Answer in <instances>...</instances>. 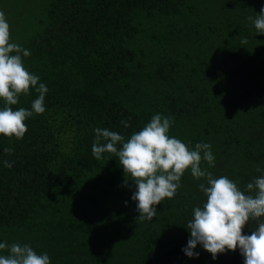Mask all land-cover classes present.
<instances>
[{"label":"trees","instance_id":"16d2710c","mask_svg":"<svg viewBox=\"0 0 264 264\" xmlns=\"http://www.w3.org/2000/svg\"><path fill=\"white\" fill-rule=\"evenodd\" d=\"M262 6L264 0H0L10 42L30 50L24 65L48 88L46 110L25 121L23 139L0 134V227L38 228L54 248V264L64 257L59 244L91 242L105 251L99 264H244L239 249L215 260L199 244L198 257L182 250L190 236L184 225L206 199L198 188L203 178L186 170L174 198L156 205L152 221H140L134 183L124 186L118 158L97 160L91 147L95 128L127 139L160 113L173 119L170 136L192 148L211 145L215 164L202 161V168L243 190L264 169V34L248 20ZM37 97L32 89L12 107L30 109ZM71 235L79 239L66 241Z\"/></svg>","mask_w":264,"mask_h":264},{"label":"clouds","instance_id":"9594fccd","mask_svg":"<svg viewBox=\"0 0 264 264\" xmlns=\"http://www.w3.org/2000/svg\"><path fill=\"white\" fill-rule=\"evenodd\" d=\"M248 20L256 33L264 34V6L255 18L249 16ZM10 40V25L5 13L0 11V99L4 102L0 107V134L21 140L28 130L25 121L45 112L48 88L24 65L30 50ZM247 42L246 38L241 39V44ZM32 89L38 97L31 102V108L14 110L12 106L18 104L20 96L30 95ZM172 122L171 117L156 113L127 139L107 128H95L92 155L97 160L104 153L118 158L124 186H128L129 180L134 183L131 199L136 202L139 213L136 219L140 221H152L157 216L156 205L165 198H174L182 176L190 169L194 179L205 181L198 188L206 199L202 206L193 207L191 219L184 225L190 232L187 246L182 249L184 253L190 258L198 257L194 249L199 244L215 260L218 254L239 249L244 264H264V169L258 167L256 171L261 174L253 177L243 190L227 176H214L207 167H201L202 161L208 167L215 164L211 145L198 142L192 148L170 136ZM121 124L129 127L126 120H121ZM4 152L11 155L14 149L8 147ZM3 164L11 168L14 161L5 160ZM250 224L256 225L251 234H243L245 226ZM0 250H6V254H0V264H51L47 252L38 254L26 243L3 242Z\"/></svg>","mask_w":264,"mask_h":264},{"label":"rangeland","instance_id":"374dc122","mask_svg":"<svg viewBox=\"0 0 264 264\" xmlns=\"http://www.w3.org/2000/svg\"><path fill=\"white\" fill-rule=\"evenodd\" d=\"M65 213L67 212L65 211ZM47 214L55 218V210L49 209L47 211ZM47 214L45 215L48 216ZM29 226L25 227L26 229L23 228L24 230L23 229L20 230V228L15 229V228L0 227V243L6 242L9 245L14 242H18V243L20 242V244L26 243V244H29L31 247H33V249L37 251L38 254L47 252L49 255V253L53 251L54 249V248H50L46 246V244H48L46 241L49 242V238L47 237L45 240L44 235H39L38 228H36V232H32L31 230H29L31 229ZM78 237L79 235H71V236H67V238L65 239L66 241L73 242V240L79 239ZM88 242H91V241H88ZM91 243H86V244L80 243L78 244V246L74 248H70V247L67 248L66 245L59 244V246L55 248L57 250H60L61 254L64 253V257L62 254L61 264H68L70 263L69 261H71L70 264H74V263L76 264H99L100 260L103 259L102 254H104L105 251L102 246H99V244L92 245ZM84 245H87V247ZM51 257H50L51 264H54Z\"/></svg>","mask_w":264,"mask_h":264}]
</instances>
